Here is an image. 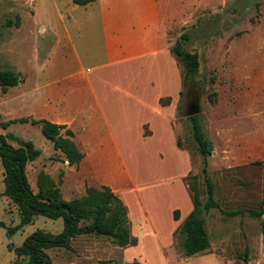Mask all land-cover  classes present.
Listing matches in <instances>:
<instances>
[{
    "label": "crops",
    "instance_id": "crops-1",
    "mask_svg": "<svg viewBox=\"0 0 264 264\" xmlns=\"http://www.w3.org/2000/svg\"><path fill=\"white\" fill-rule=\"evenodd\" d=\"M63 5L68 7L65 12L54 3L52 12L42 17L58 60L51 66V89L20 97L22 118L46 120L72 131L83 158L70 166L61 153L56 163L74 172L84 193L89 186L110 188L127 208L136 246L148 240L145 244L170 258L174 236L194 209L187 178L196 169L190 150L178 143L181 134L175 121L184 77L173 46L188 26L219 14L228 2L96 0L80 6L71 0ZM22 25L20 21L18 28ZM39 31L44 35L45 26ZM82 56L95 59L90 70L83 68ZM63 57L69 62L59 61ZM199 60L201 66L200 54ZM20 85L25 86L20 94L27 93L26 81ZM229 109L220 120L209 121L208 167L211 157L228 168L264 161V112ZM250 113L263 120L251 125L241 117Z\"/></svg>",
    "mask_w": 264,
    "mask_h": 264
},
{
    "label": "rangeland",
    "instance_id": "rangeland-1",
    "mask_svg": "<svg viewBox=\"0 0 264 264\" xmlns=\"http://www.w3.org/2000/svg\"><path fill=\"white\" fill-rule=\"evenodd\" d=\"M69 1L71 3V0H0V70L17 72L22 79L20 84L25 80L27 85V93L23 95L20 91L24 85L11 87L6 93L0 87V135L16 148L20 146L18 140L32 141L42 152L26 170L33 191L37 192L38 173L41 170L48 171L54 175L66 201L82 197L86 190L84 193L82 186L75 182L74 172L56 163L62 152L43 136L40 125H33L31 121H10L24 116L20 97H35L46 93L47 87L51 89V66L58 60L50 50L51 30L42 22V17L46 12H52L54 3L65 12L68 7H64L63 3ZM227 2L224 11L203 16L196 24L188 26L182 33L187 35V40L180 42L184 50L198 51L201 56L197 76L188 79L184 86L175 123L179 127L182 145L194 157L196 169L188 179V185L199 194L202 204L208 199L206 177L213 184V198L218 206L209 211L204 210L203 213L210 239L209 249L198 256L187 257L181 247L182 237L176 233L170 250L167 249L169 258L160 255L156 246L145 244L148 240L139 246L122 248L114 244L110 237L83 234L73 238L69 248L47 249L53 264H202V261H207L206 264H264L261 217L250 214V211L260 213L262 208L264 161H252L228 168L221 164L218 157H211L210 167L207 163V174L204 173V159L196 150L198 144L193 137L189 116V107H198L199 113L194 116L201 123L209 141V121L220 120L229 108L264 112V0ZM20 21H23V25L19 29ZM42 26L46 28L44 35L39 31ZM78 52L82 55L79 49ZM69 57L59 61L69 62ZM82 57L83 68L90 70L95 59ZM179 68L183 74L182 62ZM211 107L217 109L218 113L211 114ZM203 111L207 117L202 114ZM253 115L250 113L241 117L251 125L263 120ZM9 122L8 126H4ZM225 122H230V119H225ZM242 128L246 133V127ZM216 148L217 145L213 143V150ZM142 163L143 169H146V161ZM4 189V169L0 161V223L4 225L0 226V264H28V258L18 256L15 248L20 247L36 230L59 234L64 222L62 219L36 216L31 224L19 228L10 236L7 230L19 227L21 213L4 195Z\"/></svg>",
    "mask_w": 264,
    "mask_h": 264
},
{
    "label": "trees",
    "instance_id": "trees-1",
    "mask_svg": "<svg viewBox=\"0 0 264 264\" xmlns=\"http://www.w3.org/2000/svg\"><path fill=\"white\" fill-rule=\"evenodd\" d=\"M96 0H73L74 4L85 6ZM19 25V23H18ZM187 40L184 33L180 36L177 45L173 48L175 56L184 66V86L186 81L194 79L200 68L199 54L184 50L180 42ZM22 79L12 70H0V87L3 93L9 88L20 84ZM193 125V137L198 144L196 149L204 159V173L207 174V159L212 154L211 144L206 138L201 123L196 116H190ZM15 122H29L22 118ZM5 123L4 126H8ZM33 125H40L45 138L50 140L55 149L60 150L70 166L78 165L83 154L72 140V131L64 125H58L46 120H32ZM18 140V139H17ZM19 147L9 145L0 135V161L4 169V195L15 204L21 213L19 227L9 228L8 234L32 223L34 217L43 216L51 220L62 219L63 230L59 234H51L43 230H36L29 235L15 253L28 258V264H53L46 250L51 248H69L73 238L83 234H96L110 237L112 242L120 247L136 245L137 240L132 238L129 228L127 208L110 188L89 186L86 194L80 198L66 201L63 199L58 183L47 173L40 172L37 176V192H34L26 173L27 165L39 158L41 151L32 141L18 140ZM182 145L181 140L178 141ZM191 176V175H190ZM187 178V183L188 179ZM208 199L202 204L201 198L189 185L194 209L180 225L176 233L182 237L181 247L187 257L206 252L210 247V239L206 230L204 210L209 211L218 206L213 198V184L206 177ZM261 211L250 214L261 217V232L264 235V198L261 201ZM263 216V217H262ZM175 217L178 215L175 213ZM84 223V225H81ZM0 226H4L0 223ZM11 249V247H10Z\"/></svg>",
    "mask_w": 264,
    "mask_h": 264
},
{
    "label": "water",
    "instance_id": "water-1",
    "mask_svg": "<svg viewBox=\"0 0 264 264\" xmlns=\"http://www.w3.org/2000/svg\"><path fill=\"white\" fill-rule=\"evenodd\" d=\"M198 113H199L198 107L193 106V105L189 107V116H194V115H197Z\"/></svg>",
    "mask_w": 264,
    "mask_h": 264
}]
</instances>
